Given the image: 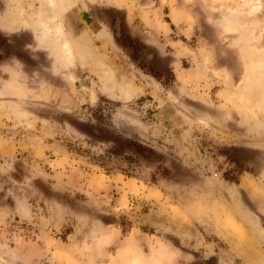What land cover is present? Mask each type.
I'll use <instances>...</instances> for the list:
<instances>
[{"label":"rangeland","instance_id":"1","mask_svg":"<svg viewBox=\"0 0 264 264\" xmlns=\"http://www.w3.org/2000/svg\"><path fill=\"white\" fill-rule=\"evenodd\" d=\"M117 1L0 0V264H264V0Z\"/></svg>","mask_w":264,"mask_h":264},{"label":"crops","instance_id":"2","mask_svg":"<svg viewBox=\"0 0 264 264\" xmlns=\"http://www.w3.org/2000/svg\"><path fill=\"white\" fill-rule=\"evenodd\" d=\"M91 1H93V0H91ZM95 1L98 2L99 0H95ZM129 2H131V1L129 0ZM128 3H120V1H117L116 2V5H118V6H124L126 8V10H127V16H128V18L133 19L134 11H133L132 7L130 5H128ZM65 4H66V2H65ZM72 4H73V2H72ZM13 19H15V17ZM56 19H58V17ZM45 33H46V30H45ZM43 36L45 37L46 35H43ZM45 38L47 39V37H45ZM65 43H67V42H65ZM65 43L63 44L62 47H63V50L65 51V54L67 55L68 60H70L73 57V51L71 49L72 56L70 58L69 57V54L67 52V49L65 47ZM41 46H45V45H41ZM70 48H71V46H70ZM80 50L83 52L84 55L87 54V49L85 48V46L81 45ZM104 75L106 77H108V80L111 81V82H109L110 86L118 85L119 87L123 88V85H126V78H125V76L122 75L121 77H119L120 79H118L111 68H107V70H105V72H104Z\"/></svg>","mask_w":264,"mask_h":264},{"label":"bare ground","instance_id":"3","mask_svg":"<svg viewBox=\"0 0 264 264\" xmlns=\"http://www.w3.org/2000/svg\"><path fill=\"white\" fill-rule=\"evenodd\" d=\"M50 1V3L51 4H53V2H52V0H49ZM65 47H66V49H67V52L69 53V54H71V49L69 48V45L67 44H65Z\"/></svg>","mask_w":264,"mask_h":264},{"label":"flooded vegetation","instance_id":"4","mask_svg":"<svg viewBox=\"0 0 264 264\" xmlns=\"http://www.w3.org/2000/svg\"><path fill=\"white\" fill-rule=\"evenodd\" d=\"M42 74H44V73H42ZM40 72H38V76H40V75H42Z\"/></svg>","mask_w":264,"mask_h":264}]
</instances>
